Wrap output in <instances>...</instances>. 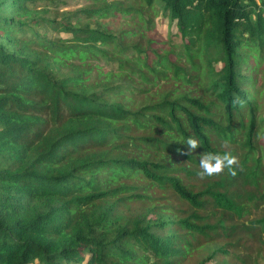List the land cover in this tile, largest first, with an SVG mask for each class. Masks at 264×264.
<instances>
[{
  "label": "trees",
  "instance_id": "16d2710c",
  "mask_svg": "<svg viewBox=\"0 0 264 264\" xmlns=\"http://www.w3.org/2000/svg\"><path fill=\"white\" fill-rule=\"evenodd\" d=\"M71 1L0 0V264H257L264 0Z\"/></svg>",
  "mask_w": 264,
  "mask_h": 264
},
{
  "label": "rangeland",
  "instance_id": "374dc122",
  "mask_svg": "<svg viewBox=\"0 0 264 264\" xmlns=\"http://www.w3.org/2000/svg\"><path fill=\"white\" fill-rule=\"evenodd\" d=\"M91 2V0H72L67 6H63L62 9H65L66 11H72L75 9H78L80 6H82L85 3H89ZM262 11L264 12V8L262 9ZM155 29L156 32L158 34V37L165 42V44L168 45H177L180 43L179 38L174 35L176 33V28H175V24L168 22L166 19L163 20L161 18V16H159L158 18L155 19ZM164 44V45H165ZM102 68L105 69V66L102 65V63L99 64ZM248 70L247 73L249 74V76L252 77V79H255V84L253 87V96H254V100L256 101L257 105H258V110L259 112L263 111L264 109V92L261 94L258 92V87L256 85V83L264 76V62H259V64H255L253 63V61L251 59H249L248 61ZM217 69L221 68V65H216ZM259 86V84H258ZM264 91V90H263ZM262 119H264V114L263 116L260 115ZM260 140L262 141V145L261 148L264 149V135L259 137V143ZM252 157L249 158V160L246 163V166H250L253 162L251 160ZM264 163V160H263ZM264 214V212L259 210H250V215L245 216V220H257L258 218H260L262 215ZM264 237V235L262 236ZM260 242V243H259ZM221 243V242H220ZM253 246V257L256 259V263L257 264H264V238L261 240H256L254 242H250ZM263 243V244H261ZM222 246L221 245H216L215 247H211L213 248H217L220 249ZM210 247L207 248L210 252H212L213 250ZM215 249V250H217ZM214 250V251H215ZM200 255H205L206 251L205 250H200L199 251ZM229 257H220L217 258L216 260H214L212 263L209 264H220V262H222V264H227L229 263ZM194 261V260H193ZM192 261L190 262H184L185 264H191ZM234 264H237L236 262H233Z\"/></svg>",
  "mask_w": 264,
  "mask_h": 264
},
{
  "label": "clouds",
  "instance_id": "9594fccd",
  "mask_svg": "<svg viewBox=\"0 0 264 264\" xmlns=\"http://www.w3.org/2000/svg\"><path fill=\"white\" fill-rule=\"evenodd\" d=\"M224 143L226 144L227 141ZM185 144L190 150H195L200 146L199 141L193 137H189ZM237 163L238 158L232 155L231 152H224L223 154L204 152L199 159V166L202 171L198 173V176L203 179L205 177L219 175L225 169H228L231 175H235L233 169Z\"/></svg>",
  "mask_w": 264,
  "mask_h": 264
}]
</instances>
